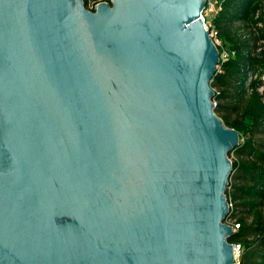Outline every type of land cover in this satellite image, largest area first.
Returning <instances> with one entry per match:
<instances>
[{
    "label": "water",
    "instance_id": "1",
    "mask_svg": "<svg viewBox=\"0 0 264 264\" xmlns=\"http://www.w3.org/2000/svg\"><path fill=\"white\" fill-rule=\"evenodd\" d=\"M206 9L0 0V264H234Z\"/></svg>",
    "mask_w": 264,
    "mask_h": 264
},
{
    "label": "trees",
    "instance_id": "2",
    "mask_svg": "<svg viewBox=\"0 0 264 264\" xmlns=\"http://www.w3.org/2000/svg\"><path fill=\"white\" fill-rule=\"evenodd\" d=\"M89 2L84 0L87 9ZM217 5L210 28L222 42L211 82L215 113L240 135L229 155L234 160L226 223L234 233L228 242L241 246L239 264H264V0H217ZM224 52L230 53L226 59Z\"/></svg>",
    "mask_w": 264,
    "mask_h": 264
},
{
    "label": "rangeland",
    "instance_id": "3",
    "mask_svg": "<svg viewBox=\"0 0 264 264\" xmlns=\"http://www.w3.org/2000/svg\"><path fill=\"white\" fill-rule=\"evenodd\" d=\"M212 5H213V11L212 12H205L204 13V18H205V23H206V25L209 27V28H211L212 26H213V24H212V20H213V18L218 14V12H219V8H218V5H217V0H213L212 1ZM96 8V5H95V2H94V0H90V2H89V10L90 11H92L93 9H95ZM212 37H213V39L214 38H216V39H214V41H215V43H216V45H219V46H221L222 45V42L220 41V40H218L217 39V37H216V34H215V31L214 32H212ZM230 56V53L229 52H224V54L222 55V58L223 59H226L227 57H229ZM230 159L232 160V162H233V160H234V158L233 157H230Z\"/></svg>",
    "mask_w": 264,
    "mask_h": 264
},
{
    "label": "built area",
    "instance_id": "4",
    "mask_svg": "<svg viewBox=\"0 0 264 264\" xmlns=\"http://www.w3.org/2000/svg\"><path fill=\"white\" fill-rule=\"evenodd\" d=\"M207 1V9L205 12H212L213 9V5H212V1L213 0H206ZM204 21L205 18L203 17ZM216 39V38H214ZM230 225V224H229ZM238 228V226H236ZM234 254H235V262L234 264H239V258H240V254H241V246H234Z\"/></svg>",
    "mask_w": 264,
    "mask_h": 264
}]
</instances>
